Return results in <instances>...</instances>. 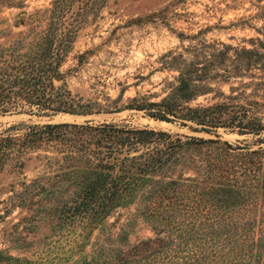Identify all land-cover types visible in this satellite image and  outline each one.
<instances>
[{
	"label": "rangeland",
	"instance_id": "1",
	"mask_svg": "<svg viewBox=\"0 0 264 264\" xmlns=\"http://www.w3.org/2000/svg\"><path fill=\"white\" fill-rule=\"evenodd\" d=\"M49 4L50 0L0 4V42L26 28L14 25L22 14ZM163 8V19L145 18ZM135 17L141 19L131 20ZM179 32L196 36L181 39ZM201 37L264 51V0H109L100 15L80 29L62 68L68 86L82 101L114 109L139 94L152 93L153 99L159 98L166 80L176 74L163 66L162 54L196 43ZM86 49L90 51L78 62V53ZM262 76L264 69L252 67L243 75L215 84L225 93L230 92V85L236 87L233 93L245 91L249 98L258 101L256 109L264 120V88L256 85ZM211 94L195 101H213ZM85 120L91 123L112 120L163 129L180 134L183 140L186 135L219 139L184 144L202 145L183 151L189 161H205L208 154L212 156L219 150L213 145H250L260 150L253 156L264 162V129L259 133H239L222 126L216 131L195 130L129 108L86 114L0 112V135L22 139L28 125L33 123ZM67 145H72L68 139L42 138L26 146L15 144L0 156V254L12 256L0 258V264L264 263L263 239L248 245L216 232L223 228L257 231L264 227V187L256 177L239 173L230 181L238 189L231 196L210 191L206 182L200 184L206 185L205 188L189 192L187 184L177 183L175 188H183L187 193L164 197L158 207L160 211L171 203L165 208L172 214L168 218L167 213L162 216L159 211L145 208L156 197L142 195L105 216L92 217L88 211L72 208L74 199L83 193V177L78 169L80 162L64 157ZM236 156L227 157L229 165H242ZM223 167L226 171L215 177L219 181L229 176V168ZM180 170L177 165L172 175ZM182 173L196 175V170L184 167ZM197 176L202 177L203 173ZM166 219L172 222L167 223ZM211 229H215L213 235L208 232ZM156 235L169 238L167 247L144 258L125 254L138 241ZM192 245L201 249L197 257L186 256Z\"/></svg>",
	"mask_w": 264,
	"mask_h": 264
},
{
	"label": "trees",
	"instance_id": "2",
	"mask_svg": "<svg viewBox=\"0 0 264 264\" xmlns=\"http://www.w3.org/2000/svg\"><path fill=\"white\" fill-rule=\"evenodd\" d=\"M108 1L50 0L49 6L44 9L24 11L14 25L26 28L17 30L6 42H0V112L25 110L39 114H86L129 108L142 110L154 119L188 125L195 130L216 131L222 126L239 133H259L264 129L263 116L256 109L257 100L249 98L245 91L233 93L236 90L234 85H230V92L225 93L215 84L243 75L252 67L264 69V51L236 47L206 37L162 54L163 66L175 70L176 74L166 80L159 98L153 99L152 93L139 94L122 106L115 105L112 107L114 109L100 103L82 101L68 86L62 65L80 29L98 17ZM0 4L24 5V0H0ZM163 10L152 12L145 18L158 16L163 19ZM140 19L135 17L131 20ZM178 36L183 39L195 37L196 34L184 35L179 32ZM89 51L86 49L78 53V62L83 61ZM256 85L264 88V76ZM208 93H212L213 101H195ZM28 128L22 139L10 134L0 135V156L15 144L26 146L42 138L68 139L72 145H67L64 157L80 162L78 169L83 177V193L80 198L74 199L72 208L88 211L92 217L105 216L112 209L133 202L137 195L156 197L145 208L157 212L162 198L205 188L206 185H200L201 182H206L210 191H221L231 196L238 189H234L230 181L239 173L256 177L264 187V162L253 156L260 150L252 149L250 145H213L219 150L212 156L208 154L202 162L198 159L189 161L183 155L185 149L202 145L184 144L215 142L219 141L218 138L186 135L183 140L180 134L163 129L112 120L99 123L89 120L80 123H33ZM230 155L240 157L242 165H229L227 157ZM177 165L181 170L172 175ZM223 165L229 168V176L219 181L215 177L226 171ZM184 167L195 168L196 175L184 176ZM197 173H203V176L199 177ZM177 183L187 184V192L183 188H175ZM170 204L167 203L159 214L163 216L167 213L166 218L172 216L165 209ZM172 220L166 219V222ZM231 229L223 228L216 232L224 233L227 239L233 237L234 241H246L248 245L260 239L264 241V227L257 231ZM208 232L213 235L215 229ZM168 240L161 235L148 237L131 246L125 254L131 258L135 255L144 258L167 247ZM200 252L197 245H192L186 256L197 257ZM214 253L218 255L216 251ZM10 257L0 254L1 259Z\"/></svg>",
	"mask_w": 264,
	"mask_h": 264
},
{
	"label": "bare ground",
	"instance_id": "3",
	"mask_svg": "<svg viewBox=\"0 0 264 264\" xmlns=\"http://www.w3.org/2000/svg\"><path fill=\"white\" fill-rule=\"evenodd\" d=\"M166 122V121H165Z\"/></svg>",
	"mask_w": 264,
	"mask_h": 264
}]
</instances>
